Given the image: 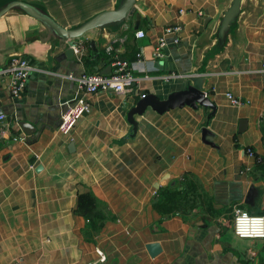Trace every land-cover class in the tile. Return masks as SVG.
<instances>
[{
	"label": "crops",
	"instance_id": "0c3cea01",
	"mask_svg": "<svg viewBox=\"0 0 264 264\" xmlns=\"http://www.w3.org/2000/svg\"><path fill=\"white\" fill-rule=\"evenodd\" d=\"M121 1L0 0V69L12 55L44 69L17 97L0 74V264H264V239L238 238L229 216L251 187L252 211L264 212V0H242L224 35L232 0H136L138 28L133 14L89 29L68 57L50 22L74 29ZM170 24L181 25V42L157 59ZM110 56L138 73L202 74L214 113L148 106L134 114L133 132L127 112L137 100L165 98L184 78L146 81L128 93L92 94L90 112L63 134L76 92L67 75L106 72ZM204 126L215 146L202 140Z\"/></svg>",
	"mask_w": 264,
	"mask_h": 264
},
{
	"label": "built area",
	"instance_id": "2783aa9c",
	"mask_svg": "<svg viewBox=\"0 0 264 264\" xmlns=\"http://www.w3.org/2000/svg\"><path fill=\"white\" fill-rule=\"evenodd\" d=\"M181 10L180 12H182ZM180 24H170L164 27L163 34L158 37L154 56L163 59L165 49L169 45H177L181 42ZM145 35L143 30H136L135 36L141 38ZM74 52H79V46L73 47ZM109 49V48H108ZM109 51V50H108ZM139 50L136 53V61H141ZM109 68L106 72H82L79 75L69 73L67 77L75 81V95L68 101L67 108L62 115L59 130L63 134H70L77 122L91 110L90 96L99 91H111L118 94L128 93L135 85L141 86L143 82L160 80L171 82L178 78L186 77V74L171 71L166 75L155 76L149 72L138 73L134 71L131 63L120 56H110ZM264 70V64H262ZM44 72L36 62L26 56L12 55L7 63L0 69L3 83L9 94L13 97L20 95L26 88L31 75ZM225 97L233 105L242 104L241 98L226 92ZM4 115L0 114V120ZM244 151L249 156H254V150L247 146ZM233 232L238 238L264 239V213H250L247 209L235 207L233 216ZM101 260L104 256H101Z\"/></svg>",
	"mask_w": 264,
	"mask_h": 264
},
{
	"label": "water",
	"instance_id": "95a60500",
	"mask_svg": "<svg viewBox=\"0 0 264 264\" xmlns=\"http://www.w3.org/2000/svg\"><path fill=\"white\" fill-rule=\"evenodd\" d=\"M135 1L136 0H122L121 3L113 10H105L93 18L89 19L82 25L74 29H64L58 25H55L50 22L51 26L66 40L68 49L66 50V55L71 57L74 53L73 47L77 46L76 39L79 38L83 33L89 29L108 25L117 21L129 20L130 17L135 15V28H138L140 21V14L135 12ZM242 0H232L228 9L224 12L221 23H220V32L224 35V32L230 25V23L236 18L240 3ZM179 44H177L178 46ZM109 68V66H108ZM202 74H190L187 78L180 80L181 86L177 90L170 91L165 98H159L155 93L148 92L143 94L127 112V119L131 124V130L134 132L137 128V121L134 119V114H142L144 110L150 106L152 110L158 114H162L170 109L176 107H183L188 105L194 109H197L198 106H203L205 108H210L211 113H214L216 107L213 102L206 96L204 90L202 89ZM1 112V110H0ZM246 124L245 119H240L238 130L241 132L244 129ZM22 126H26V123H21ZM202 140L211 145L215 146L212 141L213 133L206 128L205 126L201 128ZM253 188H249L246 196L244 197L245 203H251ZM242 196L232 197L230 201L241 200ZM148 250L153 254L155 246H148ZM99 264V263H94Z\"/></svg>",
	"mask_w": 264,
	"mask_h": 264
},
{
	"label": "rangeland",
	"instance_id": "374dc122",
	"mask_svg": "<svg viewBox=\"0 0 264 264\" xmlns=\"http://www.w3.org/2000/svg\"><path fill=\"white\" fill-rule=\"evenodd\" d=\"M249 203L247 204V203H245L244 202V200L243 201H241V202H238V203H234V204H232V205H230V207L229 208H231V210H232V212L230 213V217L232 216V218H233V216H234V209H235V207H241V208H245V209H247L250 213H263V212H254V211H252V208H258V205H252V207L249 205ZM249 208H251V210L249 209Z\"/></svg>",
	"mask_w": 264,
	"mask_h": 264
},
{
	"label": "trees",
	"instance_id": "16d2710c",
	"mask_svg": "<svg viewBox=\"0 0 264 264\" xmlns=\"http://www.w3.org/2000/svg\"><path fill=\"white\" fill-rule=\"evenodd\" d=\"M168 206V205H167ZM168 209H170V208H168ZM264 213V212H263Z\"/></svg>",
	"mask_w": 264,
	"mask_h": 264
}]
</instances>
